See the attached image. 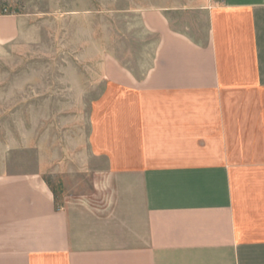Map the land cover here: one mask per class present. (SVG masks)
<instances>
[{"label": "crops", "instance_id": "1", "mask_svg": "<svg viewBox=\"0 0 264 264\" xmlns=\"http://www.w3.org/2000/svg\"><path fill=\"white\" fill-rule=\"evenodd\" d=\"M116 10L143 56L71 76L87 133L32 169L1 133L0 264H264V0ZM24 21L0 12V47Z\"/></svg>", "mask_w": 264, "mask_h": 264}, {"label": "rangeland", "instance_id": "2", "mask_svg": "<svg viewBox=\"0 0 264 264\" xmlns=\"http://www.w3.org/2000/svg\"><path fill=\"white\" fill-rule=\"evenodd\" d=\"M128 1L0 0V12L26 16L25 33L0 47V140L2 133L5 153L15 148L24 169L38 166L35 152H60L76 129L87 133L89 108L77 104L98 92L74 93L72 75L99 68L103 51L141 64L142 46L133 45L144 29L116 10Z\"/></svg>", "mask_w": 264, "mask_h": 264}]
</instances>
